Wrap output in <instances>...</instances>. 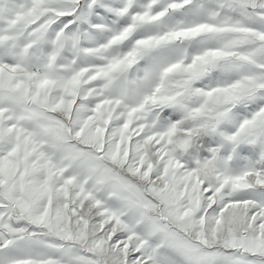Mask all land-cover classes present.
I'll return each mask as SVG.
<instances>
[{"label":"snow or ice","instance_id":"obj_1","mask_svg":"<svg viewBox=\"0 0 264 264\" xmlns=\"http://www.w3.org/2000/svg\"><path fill=\"white\" fill-rule=\"evenodd\" d=\"M0 264H264V0H0Z\"/></svg>","mask_w":264,"mask_h":264}]
</instances>
